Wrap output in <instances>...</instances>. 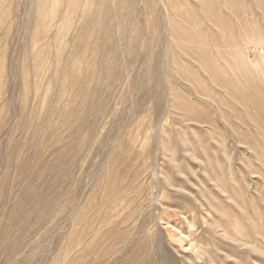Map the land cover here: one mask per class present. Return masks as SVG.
Segmentation results:
<instances>
[{"label":"rangeland","instance_id":"374dc122","mask_svg":"<svg viewBox=\"0 0 264 264\" xmlns=\"http://www.w3.org/2000/svg\"><path fill=\"white\" fill-rule=\"evenodd\" d=\"M0 264H264V0H0Z\"/></svg>","mask_w":264,"mask_h":264}]
</instances>
